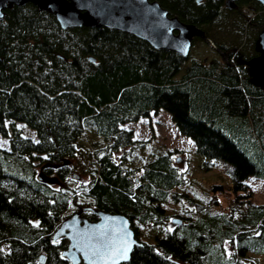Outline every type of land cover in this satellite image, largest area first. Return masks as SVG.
<instances>
[{
	"label": "trees",
	"instance_id": "trees-1",
	"mask_svg": "<svg viewBox=\"0 0 264 264\" xmlns=\"http://www.w3.org/2000/svg\"><path fill=\"white\" fill-rule=\"evenodd\" d=\"M241 1L254 11L249 18L241 8H226L224 0H158L170 14L200 26L215 48L225 53L208 62L205 57H190L188 63L187 56L153 48L123 30L62 28L53 12L29 1L3 9L0 133L8 136L10 150L0 151L45 154L47 165L40 174L31 159L32 169L23 173L0 168V264H71L61 254L67 239L53 240L51 235L67 216L72 200L79 203L73 210L92 206L125 214L136 237L137 224L164 222V202L173 187L184 182L171 162L170 149L141 163L138 181L133 166L124 167L123 159L113 156L121 147L144 141L123 124L157 114L161 108L169 112L179 132L193 139L199 152L231 163L235 193L224 205L215 195L206 204H193L194 217H179L181 222L156 234L154 242L141 240L121 264H247L249 253H264V203H251L252 190L243 182L249 173L261 175L260 170L206 115L222 111L242 115L256 107L264 114V85L250 81L245 62L255 55L264 4ZM225 27L250 39L251 51L229 50L231 41L215 35ZM201 37L194 36L192 42ZM16 120L34 128L37 139L23 135ZM85 131L101 136L105 143L96 153L90 180L73 187L63 182L76 175L67 159L77 152ZM52 172L60 185L45 179ZM212 188L230 194L221 183ZM82 213L89 219L97 217L88 209Z\"/></svg>",
	"mask_w": 264,
	"mask_h": 264
},
{
	"label": "rangeland",
	"instance_id": "rangeland-1",
	"mask_svg": "<svg viewBox=\"0 0 264 264\" xmlns=\"http://www.w3.org/2000/svg\"><path fill=\"white\" fill-rule=\"evenodd\" d=\"M237 7L241 8L244 16L249 18L254 14L252 9L247 7V3L237 1ZM225 6V5H224ZM252 14V15H251ZM218 39L230 42L229 50L236 49L250 52L252 47L250 39H245L244 35H240L236 31L228 28L219 29L216 34ZM235 42L237 46L231 45ZM225 53L215 48L212 40L196 38L187 55L185 63L190 61V57L204 58L206 62L213 56H224ZM180 72L177 74L179 75ZM215 123L229 135L235 143L248 155L255 167L260 170L261 175L257 173H249L243 178L249 188L252 190L251 203H264V114L256 107V109L246 114L236 115L229 114L227 111L220 113H209ZM255 114V118L253 117ZM263 114V115H262ZM218 116V117H217ZM259 117H261L259 119ZM17 126L21 128V132L25 136L37 139L34 128L25 122L16 120ZM125 127H132L134 137L144 140L142 143H135L134 146H124L113 153L116 160H122L124 167L134 169L135 181H138L140 173L139 165L152 157L153 155L162 153L170 149L171 162L175 164L178 171L183 175L184 182L176 184L173 187V193L164 202L166 219L161 224L141 225L137 224L138 239L148 242H154L156 234H163L166 229H171L174 225L170 221L171 217H194L195 203H203L213 195L217 196L222 205L227 204L229 197L233 196V168L230 162L213 156H207L199 152L194 145L193 139L178 131L170 114L161 108L159 113L151 114V116H141L136 120H130L123 124ZM104 140L101 136L90 131H85L82 137L77 141V152L74 156L67 159L71 165V172L76 175H69L63 182L80 187L86 184L92 177V170L95 166L96 153L103 146ZM0 148L10 150L9 138L0 133ZM124 155V158H123ZM45 154L30 155V153L13 154L11 152L0 151V168L10 172L29 171L32 169L31 163L35 165V172L40 174L47 165L43 160ZM53 186H58L61 181L52 172L45 178ZM221 183L225 190L222 192L218 188H212L213 184ZM244 193L245 189L239 190ZM79 199L86 202V197L79 194ZM79 203L71 201L69 209L66 211L68 216ZM244 209L245 203L242 205ZM225 246L229 249L230 244L226 241ZM247 264H264V253H249L245 258Z\"/></svg>",
	"mask_w": 264,
	"mask_h": 264
},
{
	"label": "water",
	"instance_id": "water-1",
	"mask_svg": "<svg viewBox=\"0 0 264 264\" xmlns=\"http://www.w3.org/2000/svg\"><path fill=\"white\" fill-rule=\"evenodd\" d=\"M32 2L38 9L49 10L62 28L89 25L105 26L129 32L145 40L153 48H165L187 56L194 36L206 39L204 31L195 23L185 22L170 14L158 0H0L3 9L12 4ZM238 0H224L228 9L237 7ZM264 4V0H257ZM258 54L247 63L250 81L264 85V26L254 40ZM94 60L93 56H89ZM97 217L89 219L83 208L71 212L53 230L51 238L67 239L61 254L71 264H121L128 260L134 245L140 244L128 217L121 212H110L86 207ZM171 221L180 223L179 217ZM127 249V259H123ZM40 260L43 254H40Z\"/></svg>",
	"mask_w": 264,
	"mask_h": 264
},
{
	"label": "snow or ice",
	"instance_id": "snow-or-ice-1",
	"mask_svg": "<svg viewBox=\"0 0 264 264\" xmlns=\"http://www.w3.org/2000/svg\"><path fill=\"white\" fill-rule=\"evenodd\" d=\"M123 259H127V249L124 250V255L122 256Z\"/></svg>",
	"mask_w": 264,
	"mask_h": 264
},
{
	"label": "flooded vegetation",
	"instance_id": "flooded-vegetation-1",
	"mask_svg": "<svg viewBox=\"0 0 264 264\" xmlns=\"http://www.w3.org/2000/svg\"><path fill=\"white\" fill-rule=\"evenodd\" d=\"M239 1H241V0H239ZM253 47H254V45H253ZM254 50H255V48H254ZM256 54H258V52L255 50V55H256ZM253 56H254V55H253ZM248 68H249V67H248ZM249 73H250V70H249ZM251 76H252V75L250 74V78H251Z\"/></svg>",
	"mask_w": 264,
	"mask_h": 264
}]
</instances>
